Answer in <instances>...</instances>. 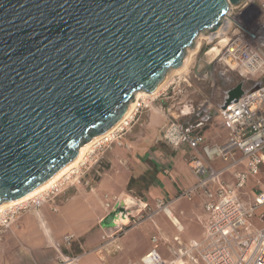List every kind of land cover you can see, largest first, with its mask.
I'll use <instances>...</instances> for the list:
<instances>
[{
  "label": "water",
  "instance_id": "obj_1",
  "mask_svg": "<svg viewBox=\"0 0 264 264\" xmlns=\"http://www.w3.org/2000/svg\"><path fill=\"white\" fill-rule=\"evenodd\" d=\"M240 1L0 0V204L110 129ZM244 92L228 90L222 108Z\"/></svg>",
  "mask_w": 264,
  "mask_h": 264
},
{
  "label": "crops",
  "instance_id": "obj_2",
  "mask_svg": "<svg viewBox=\"0 0 264 264\" xmlns=\"http://www.w3.org/2000/svg\"><path fill=\"white\" fill-rule=\"evenodd\" d=\"M176 99L159 97L153 108L135 110L110 141L102 143L101 147L96 144L91 152L99 149L101 156L110 164L97 186L92 191L69 192L68 196L67 186L62 185L51 201H46L38 210L25 213L17 226H12L7 232L4 243L0 244V264H39L45 260L51 261L48 264H55L51 259H54L55 249L60 247L67 233H74L76 239L73 242L78 239L80 243L79 256L70 261L76 264H141L142 258L155 246L162 257L170 259L169 246H178L174 241L175 236L184 241L203 239L207 221L204 209L207 193L202 188L194 189L199 177L192 168L193 162L186 160L189 152L180 148L171 158L158 157L151 159L152 163H148L144 156L143 159L138 158V155L154 145L160 127L165 125L169 116L180 118L181 111L191 108V104ZM185 111L183 115L189 114ZM187 118L189 120L191 116ZM207 118L202 127L204 143L196 150H191V154L221 169L227 162L220 158H207L204 145L222 144L228 132L226 128L204 129L211 116ZM141 126H144V130ZM114 140L119 143H114ZM119 160L122 165L118 164ZM243 167L244 164H241L237 170ZM234 171L230 169L224 173L225 181L234 182ZM152 175L154 180L147 189L141 190L142 196L127 193L131 178ZM212 188L214 186L210 185L209 189ZM260 190H264V169L258 179L252 177L241 189L240 199L250 204ZM160 199L169 202L170 210L183 226L181 232L169 214L155 209ZM107 201H110L113 209L105 207ZM132 207L136 209L129 211ZM116 209L121 210L110 221V225H106L105 218ZM148 210L153 211L149 213L150 216ZM135 211L137 214L147 213V218L129 226L120 236L113 237L119 228L137 219ZM260 213L264 220L263 209ZM154 237L159 239L158 243L154 244Z\"/></svg>",
  "mask_w": 264,
  "mask_h": 264
},
{
  "label": "built area",
  "instance_id": "obj_3",
  "mask_svg": "<svg viewBox=\"0 0 264 264\" xmlns=\"http://www.w3.org/2000/svg\"><path fill=\"white\" fill-rule=\"evenodd\" d=\"M228 12V40L220 54L209 62L223 65L221 75L225 76L227 82L233 81L230 73L239 75L245 92L238 101L222 108L226 92L219 104L218 114L221 124L227 129V139L222 144L204 145L207 158H220L227 164L216 169L203 158L194 156L191 161L199 177L194 189L202 188L207 193L204 203L207 213L204 237L201 240L184 241L175 236L174 241L178 246H169L172 258L162 257L155 246L142 258L141 264H146L145 258L151 256L154 264H264V220L259 228L253 223L257 211L264 207V190H260L250 204H245L239 196L247 182L252 177L258 179L264 169V0H241L231 5ZM256 84H260V87L251 92L250 89ZM155 98H148L147 101L141 99L136 111L148 107ZM210 116L192 122L170 116L162 128L163 138L174 149L186 146L196 150L204 143L202 127L204 119ZM106 141L110 139H103L98 146L101 147ZM84 164L72 174L78 173ZM241 164L244 167L237 170ZM230 169L235 170L233 183L224 179V173ZM63 184L54 187L44 196H37L22 205L6 209L0 215V234L11 227L21 211L30 207L39 209L59 192ZM210 185L214 189H209ZM104 205L113 209L110 201ZM157 206L165 213L167 208L170 209L169 202L163 199L158 201ZM140 221V218L135 219L134 224ZM174 224L178 231L183 230L182 224ZM73 237L72 234L65 235V243L70 245ZM152 240L154 244L159 241L157 237Z\"/></svg>",
  "mask_w": 264,
  "mask_h": 264
},
{
  "label": "rangeland",
  "instance_id": "obj_4",
  "mask_svg": "<svg viewBox=\"0 0 264 264\" xmlns=\"http://www.w3.org/2000/svg\"><path fill=\"white\" fill-rule=\"evenodd\" d=\"M205 32L207 31L206 30L202 31L201 33H204V34L201 37L199 36L196 37V39L194 40V43L185 50L183 60L187 56L191 57L190 58L191 62H189L186 71L182 73L181 75L175 76L174 81L171 84H169L168 87L163 92L154 96V98L156 97L155 98L156 100L150 104L149 103L147 104H149L148 107H150L151 109L154 106H156L155 103L159 99V97H177L176 99L177 101L183 100L184 103L186 102L192 105L190 109L189 108L184 109L183 107V109L186 110L185 113H189V114L183 115L182 114L184 113V110H183V112L181 111V116L179 119L186 120L185 119L186 117L191 116L189 120L192 122V121H195V119H198L200 117H206L207 115L211 114V118H210L211 120L208 124L204 126V129L206 130H213L216 128L222 129L224 127L221 124V118L219 117V114H218L219 104L222 102L221 99L225 97L228 89L233 88L238 83H240L242 80L239 75L233 72L229 74L230 77L233 79V81L232 82L225 81L224 80L225 76L223 77L221 75L224 69L223 65L218 62H212L210 64L208 59L205 58L204 56L205 52L208 51L209 48H211L214 44H216L217 41H220V38H216L214 39V42H210L208 37H206L208 36V34ZM206 39H208V42H206ZM196 42L197 44L199 43L200 45H199L198 50L195 53H193ZM172 69L173 68H169L166 72V75H168ZM141 99L142 97L140 98V101ZM133 100H136V95L133 98ZM143 108H146V107H143ZM169 117L167 118V120L169 119ZM204 123H205V119H204ZM163 127L164 125L160 127V132L157 138L155 139L154 145L147 151H144L146 154L143 153L142 155H138V158L141 157L140 159H143L142 156H144L145 160L148 163H152L153 160L151 159L155 160L158 157H164L166 159H169L171 158L173 153L177 151V149H174L173 147L168 145L166 141L164 140L163 134H162ZM141 129L144 130V126H141ZM113 136L109 139H112ZM114 143L117 144L119 142H116L114 140ZM182 149H186L189 152L187 154L188 157L186 160L191 162L194 157V154L193 155L191 154L192 149L186 146H183ZM142 152L143 151H141V153ZM101 155L102 153L99 152V149L94 151V153L89 152L88 158L84 162L85 164L82 165V169L78 173H74L70 177L69 180H66V179L63 180L65 182L63 185H66L67 190H69L67 192L68 196H69V192L70 194H72V193L92 191L93 188L97 186L98 181L100 180L103 172L107 171L110 167V164L107 163V161L104 160V158ZM148 155L151 157H149ZM118 164L122 165L120 160L118 161ZM115 172L119 173L118 170H115ZM127 193H130L133 196L135 195L142 196V192H140L139 189L136 187H134L131 191L128 190ZM135 201H137V199H135ZM47 206H49V204H47ZM154 207L155 209L162 210V209L157 208V206H154ZM135 209L136 207H132L129 209V211L130 210L134 211ZM262 209L264 212V207H261L255 214L254 219H253L254 226L257 228L263 225V220H262L263 217L261 218V213H260ZM35 210H38V209L30 207L27 210L21 211L16 217L15 221L11 224V227H9L6 231L0 234V244L2 245L4 243L7 232L11 230L12 226L13 227L17 226V223L19 222V220L25 213L30 212V211H35ZM151 211H149L148 214L153 212ZM162 212L165 213L163 210ZM135 214H137L136 211H135ZM146 214L147 213L142 212L140 214H137L136 217L137 219L140 218V220L143 221L144 219L147 218ZM132 225H134V221L131 220L128 226H122L121 228H119L113 237L120 236L127 228H129V226H132ZM69 234L74 235L73 240L76 239V235L74 233H67L66 235H69ZM64 237L60 244V247L55 249L56 253L53 255L54 259H51V260H53L55 264H76L75 262L70 263V261H73L75 258L79 256L81 252L80 243L77 239L75 242L72 241L71 244L68 245L65 243ZM50 262H51L50 260H45V261H41L38 263L48 264Z\"/></svg>",
  "mask_w": 264,
  "mask_h": 264
},
{
  "label": "bare ground",
  "instance_id": "obj_5",
  "mask_svg": "<svg viewBox=\"0 0 264 264\" xmlns=\"http://www.w3.org/2000/svg\"><path fill=\"white\" fill-rule=\"evenodd\" d=\"M227 19H229V12L224 16L222 19L220 25L215 29V30H210L205 33L208 34V39L210 42H214V39L220 38V41H217L216 44H214L211 48H209L208 51L205 52L204 56L208 61H212L215 59L221 52L222 47L225 45L227 42V30L229 29V24L227 23ZM204 33H199L197 37H201ZM199 43L194 47L193 53H195L198 48H199ZM191 50V49H190ZM190 56H187L184 60L183 63L175 67L171 70V72L166 75V77L163 79V81L157 86V88L153 92H147L144 90H139L136 93V100H133L129 105L128 109L125 112V114L110 128L108 129L105 133L95 136L92 140H90L87 143H84L83 145L80 146L78 153L75 158H73L70 162L65 164L62 168H60L57 172H55L48 180L34 188L33 190L29 191L28 193L15 198L11 200H4L0 204V215L4 213V211L8 208L15 207L17 205H22L25 202L37 197V196H44L46 193H48L51 189L54 187L60 185V183L63 180L70 179V177L73 175L72 173L79 169L82 163H84L89 155V152L93 151L95 148L96 143L99 144L103 139L111 138L117 129H120L124 124L128 122V120L133 116L136 107L140 101V98L142 97L143 100H146L148 98H153L154 96L160 94L163 92L169 84H171L175 76L181 75L184 73L187 69V66L190 61ZM211 64V63H210ZM63 184V183H62ZM166 213L169 214L171 219L173 220L174 223L180 225L181 222L179 219L176 217V215L171 211L170 209H166ZM151 257H146L145 262L146 264H154L153 259Z\"/></svg>",
  "mask_w": 264,
  "mask_h": 264
},
{
  "label": "trees",
  "instance_id": "obj_6",
  "mask_svg": "<svg viewBox=\"0 0 264 264\" xmlns=\"http://www.w3.org/2000/svg\"><path fill=\"white\" fill-rule=\"evenodd\" d=\"M152 171H154V169ZM153 180H154V175H152L151 177L142 176L139 178H131L128 184V190L131 191L134 187H136L141 192L143 188L147 189Z\"/></svg>",
  "mask_w": 264,
  "mask_h": 264
}]
</instances>
